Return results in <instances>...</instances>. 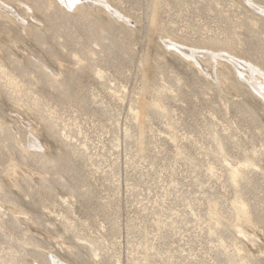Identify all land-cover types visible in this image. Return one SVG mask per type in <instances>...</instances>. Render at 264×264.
Instances as JSON below:
<instances>
[{
	"label": "rangeland",
	"instance_id": "rangeland-1",
	"mask_svg": "<svg viewBox=\"0 0 264 264\" xmlns=\"http://www.w3.org/2000/svg\"><path fill=\"white\" fill-rule=\"evenodd\" d=\"M0 264H264V0H0Z\"/></svg>",
	"mask_w": 264,
	"mask_h": 264
},
{
	"label": "bare ground",
	"instance_id": "bare-ground-1",
	"mask_svg": "<svg viewBox=\"0 0 264 264\" xmlns=\"http://www.w3.org/2000/svg\"><path fill=\"white\" fill-rule=\"evenodd\" d=\"M179 48V47H178ZM181 48V47H180ZM182 49V48H181ZM180 49V50H181ZM186 50V49H185ZM184 50V51H185ZM188 50V49H187ZM182 52V51H181ZM187 53V52H186ZM184 54V53H183ZM191 54V58L192 57H194L195 55H194V53L192 52V53H190ZM188 55V54H187ZM186 56V55H185ZM224 57V56H223ZM188 58H189V55H188ZM227 61H229L231 64H232V66L234 67V68H236V69H239L240 67H238V64H240V63H238V61L237 60H235L234 58H232V57H228L227 58ZM237 61V62H236ZM199 64V63H198ZM211 69V68H210ZM242 69V68H241ZM201 70H202V67H201ZM235 70V69H234ZM240 71V70H239ZM242 71V70H241ZM247 80V79H246ZM250 84V83H249ZM262 85V84H261ZM262 88V87H261Z\"/></svg>",
	"mask_w": 264,
	"mask_h": 264
}]
</instances>
